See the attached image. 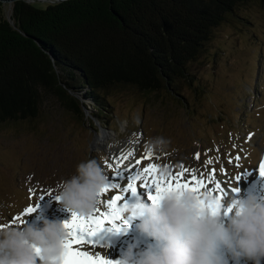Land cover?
Listing matches in <instances>:
<instances>
[{"label":"rangeland","instance_id":"1","mask_svg":"<svg viewBox=\"0 0 264 264\" xmlns=\"http://www.w3.org/2000/svg\"><path fill=\"white\" fill-rule=\"evenodd\" d=\"M30 3L44 6L52 2ZM10 11L8 4L4 12ZM188 69L190 82L180 87L187 106L175 95L122 85L105 91L110 112L101 120L91 115L92 107L82 106L80 117L45 91L36 117L0 122V213L8 224L21 223L14 219L17 216L27 223H38L40 215L59 222L69 220L72 211L55 197L57 188L75 172L77 164L93 158L106 169L109 183L116 185L101 197V211L116 195L122 197L120 206L136 199L150 202L149 190L140 187L142 180L135 179L136 172L149 164H167L173 175L187 169L185 179H191L195 170L206 182L202 191L214 188L218 180L226 191L245 188L242 196L251 192L264 199V176L258 171L264 161V4L260 0L240 3L213 29ZM157 136L170 144L164 153H152L147 159L146 144ZM120 157L141 163L127 169ZM213 170L215 180L208 183ZM131 183L136 185L135 194L128 188ZM37 204L35 211L25 216V208ZM125 220L122 216L118 223ZM127 225L133 226L131 222ZM116 234L119 243L95 236L94 244L74 247L117 261L127 248L125 240L133 236L123 229Z\"/></svg>","mask_w":264,"mask_h":264},{"label":"trees","instance_id":"2","mask_svg":"<svg viewBox=\"0 0 264 264\" xmlns=\"http://www.w3.org/2000/svg\"><path fill=\"white\" fill-rule=\"evenodd\" d=\"M246 1L0 0V122L36 117L45 91L101 120L110 112L105 91L122 85L187 106L180 87L190 82L189 63Z\"/></svg>","mask_w":264,"mask_h":264},{"label":"clouds","instance_id":"3","mask_svg":"<svg viewBox=\"0 0 264 264\" xmlns=\"http://www.w3.org/2000/svg\"><path fill=\"white\" fill-rule=\"evenodd\" d=\"M169 144L157 136L146 148L159 155ZM159 170L163 176L172 171L167 164ZM108 183L102 163L87 159L59 184L56 197L72 213L91 215ZM200 201L215 202L216 210L202 207ZM120 215L138 219V231L155 246L139 249L130 244L118 264H264V199L254 193L229 194L222 200L209 190L170 192L155 203L125 204ZM38 221L9 225L0 213V224L5 225L0 228V264H60L67 239L63 222L43 215Z\"/></svg>","mask_w":264,"mask_h":264},{"label":"snow or ice","instance_id":"4","mask_svg":"<svg viewBox=\"0 0 264 264\" xmlns=\"http://www.w3.org/2000/svg\"><path fill=\"white\" fill-rule=\"evenodd\" d=\"M250 136L251 134H249V137ZM146 158H152V153L149 150ZM113 159H116V157H113ZM120 159L124 161L123 166L127 169L135 168L141 163V160L132 161L129 160L128 157H120ZM196 159H200V153L196 154ZM239 159L240 157L237 156L236 160ZM106 166L111 167V165ZM187 171V169H184L181 172L176 173L175 175L171 173L167 176H163L160 173L159 165L149 164L147 167L143 168L142 172H136L135 179L143 181L140 187L149 190L148 199L155 203L158 202L165 194L170 192L190 191L197 194L201 193L202 189H205L206 187L205 180L201 177H198L195 173V170H192L191 179H185V172ZM258 171L261 176H264V161L259 164ZM225 175H227L226 172ZM235 179L236 181H238L240 179V176L235 177ZM214 180L215 170H213L212 174L209 175L208 183H211ZM113 187H116V185L108 183L102 190L100 196L102 197ZM128 188H130L132 193L135 194L136 185L134 183L129 184ZM209 191L211 193H220L219 195H216L218 199H222L225 193L224 187H222L221 182L218 180H215V187ZM231 191L233 193H238L239 188H231ZM29 192L30 195H34L31 189H29ZM48 196H51V193H49ZM43 197V195L40 196V200L43 199ZM56 198L58 199V197ZM121 200V196H113L106 202L105 211H101L100 207H97L93 214L87 216H80L73 212L71 218L63 222L67 232V239L64 243V253L61 257L60 264H118L117 261L107 259L102 255L93 256L87 252L76 250L74 245H82L86 242H91L94 244L93 237L100 233L105 228V225H111L112 229L119 230L117 221L121 220V206L120 204H118V202ZM102 203H104V201L100 200V205ZM200 203L202 207H208L212 211L216 210L215 202L206 203L204 201H200ZM36 207H38V204L35 207H26L24 210L25 216L34 212ZM14 219L20 220L21 224L24 222L19 216L15 217ZM125 223L127 222L125 221ZM4 226L5 225H0V228Z\"/></svg>","mask_w":264,"mask_h":264},{"label":"bare ground","instance_id":"5","mask_svg":"<svg viewBox=\"0 0 264 264\" xmlns=\"http://www.w3.org/2000/svg\"><path fill=\"white\" fill-rule=\"evenodd\" d=\"M28 2H33V1H40V0H27ZM44 1V0H43ZM49 1H54V0H49ZM234 188V187H233ZM244 190H246L245 188H242V190H239V192L238 193H233L231 190H230V192L229 191H226L225 190V193H224V195H223V197H222V200H226L227 199V196L229 195V194H231V195H236L237 197H240V196H242V193L241 192H243ZM137 198V197H136ZM132 199L133 200H135V197H132ZM138 199H136V201H137ZM127 223L128 222H131L132 224H133V226H128L127 225V223H124V224H119L118 223V221H117V225H118V227H121L123 230H126V231H129V232H131L132 233V235L131 236H133V237H129V238H127L126 240H125V243H126V245H127V247L130 245V244H133V243H135L136 244V246L139 248V249H144V248H147V247H149V246H153L152 244H151V238L150 239H148V237L147 236H145L144 234H142V233H140L139 231H138V227H137V225H138V223H139V221H138V219H136V218H127L126 217V220H125ZM124 221V222H125ZM134 226H136L137 228H135ZM122 229H119V230H116V229H112V227L110 226V225H105V228L100 232V233H98L96 236L98 237V238H102L104 241H115V240H117L118 238H117V234H116V231H122ZM96 237V238H97ZM119 237V236H118ZM121 238V237H120ZM141 241L143 242V244H144V246H142L141 245ZM116 242V241H115ZM116 243H119V242H116ZM118 245V244H117ZM116 245V246H117ZM120 245V244H119ZM79 248V247H78ZM83 248V247H82ZM86 248V247H85ZM112 249V248H111ZM85 250V249H84ZM80 251V250H79ZM92 252V251H91ZM109 253V252H108ZM91 255V254H90ZM105 256V255H104ZM114 256H118V253H116V254H114ZM107 258V257H106Z\"/></svg>","mask_w":264,"mask_h":264},{"label":"water","instance_id":"6","mask_svg":"<svg viewBox=\"0 0 264 264\" xmlns=\"http://www.w3.org/2000/svg\"><path fill=\"white\" fill-rule=\"evenodd\" d=\"M25 1H27V0H25ZM60 1H64V0H54V1H52V2H60ZM28 2V1H27ZM9 16V15H8Z\"/></svg>","mask_w":264,"mask_h":264}]
</instances>
